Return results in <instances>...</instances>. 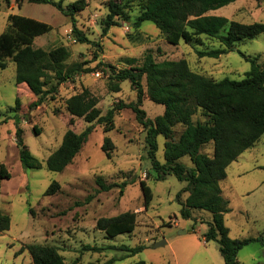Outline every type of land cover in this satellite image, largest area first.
I'll return each mask as SVG.
<instances>
[{"label":"rangeland","instance_id":"rangeland-1","mask_svg":"<svg viewBox=\"0 0 264 264\" xmlns=\"http://www.w3.org/2000/svg\"><path fill=\"white\" fill-rule=\"evenodd\" d=\"M62 1L66 6L76 0ZM86 2L88 6L75 15V26L89 42L78 43L71 32V19L58 8L28 0H0V34L6 29L9 15L45 22L51 30L36 37L33 46L45 50L66 46L71 51L67 64H81V70L88 71L76 73L59 86L55 95L47 96L39 104L25 84L15 83V65L11 60H6V68L0 69V211L10 216L9 230L0 233V264H32L28 251L21 249L28 244L56 247L65 264H132L137 261L225 264L217 243L205 242L202 237L211 214L197 210L191 219L180 217L178 194L181 199L187 196L182 192L185 182L174 175H162L163 180H155L156 171L150 169L147 132L132 110H116L114 129L109 131H103L102 124L93 122L87 141L63 171H48L45 160L59 147L66 130L79 133L89 125L81 118H74L70 125L71 116L65 108L66 100L83 88L98 99L97 107L102 115L118 104L136 102V91L129 81L119 82V92L108 89L111 73L107 65L116 71L137 67L149 52L156 62L185 59L193 72L207 78L238 81L250 69V62L241 54L264 60V33L252 40L237 42L233 50L218 57L200 56L201 52L220 48L218 39L203 35L201 44L183 41L170 44L150 21L142 22L138 29L132 26L139 14L134 4L128 11V20L119 19L116 26L102 34L107 0ZM208 14L243 24H264V0H236ZM226 31L227 27L220 34L225 35ZM96 72L99 77H95ZM142 84L145 91V79ZM140 108L151 120L164 109L149 101L146 94ZM15 115L19 116L18 127L22 129L24 145L42 164L39 169L23 167L19 160ZM193 119L202 117L197 114ZM182 129L181 125L174 128V139ZM104 138L111 139L115 146L110 159L101 149ZM155 141L154 157L163 163L165 138L158 135ZM203 152L212 155V144L206 145ZM181 162L188 168L193 167L188 157H183ZM147 169L152 176L147 175ZM98 178L106 185L128 183L120 195L117 187L102 191L96 183ZM131 179L137 182L129 183ZM143 179L152 192L146 210L138 183ZM54 181L59 183V190L44 195ZM220 185L223 197L229 202L230 211L224 215L229 237L253 240L238 251V263L264 264V135L227 167L226 178ZM127 211L137 215L132 233L109 237L96 229L98 218ZM162 240L165 244L155 247ZM86 246L101 249L86 250ZM138 246L143 249L132 254L130 249Z\"/></svg>","mask_w":264,"mask_h":264},{"label":"trees","instance_id":"trees-1","mask_svg":"<svg viewBox=\"0 0 264 264\" xmlns=\"http://www.w3.org/2000/svg\"><path fill=\"white\" fill-rule=\"evenodd\" d=\"M8 1V0H5ZM236 0H107V14L101 22L102 34H106L119 19L128 20V11L133 4L139 14L132 22L135 29L142 22L150 21L170 44L183 41L187 44H201L202 36L215 38L220 48L199 53L200 56L218 57L230 50L240 41L252 40L264 33L263 23L243 24L228 20L225 17L209 15L208 12L229 5ZM30 3L50 4L68 16L73 28L71 32L78 43L89 42L88 38L75 26V15L87 6L86 0H76L66 6L63 1L28 0ZM6 29L0 34V69L6 68V60L15 65V83L25 84L30 92L42 103L49 95H55L59 86L70 80L81 70V64L68 65L71 51L63 45L45 50L34 47L36 37L51 30L45 22L22 16L9 15ZM227 27L225 35L220 31ZM248 62L250 69L241 80L224 78L212 80L193 72L185 59L156 62L151 53L144 55L141 64L116 71L111 65L108 89L119 92V82L129 81L136 91V102L118 104L104 115L97 107L98 99L87 88L69 97L65 108L74 118H81L89 124L77 133L66 130L59 147L45 160L48 171H63L80 152L83 144L92 131L93 122L103 125V131L114 129L116 110L128 108L135 114L136 120L146 130V142L149 147L148 157L152 170L156 171L155 180H163V176L174 175L185 182L182 192L184 199L178 200L181 205L180 217L191 219L193 212L202 210L211 214L207 228L202 237L205 242L215 241L225 264H239L238 251L251 239L239 240L229 237V230L224 224V215L230 211L229 202L222 195L220 183L226 178L227 167L246 150L253 147L264 135V60L241 54ZM145 79V88L142 84ZM149 101L162 105L163 113L154 119H147L140 108L143 95ZM15 105L18 106V100ZM199 114L201 120L194 121ZM19 116H14L16 124V143L18 156L23 167L39 169L41 162L34 157L22 139V129L18 127ZM177 125L182 131L174 139ZM165 138L163 158L159 163L154 157L156 137ZM212 144L213 153L203 152V148ZM114 144L104 138L101 149L107 159L111 158ZM188 157L193 165L188 168L181 162ZM3 166H1V171ZM147 175L152 176L147 169ZM163 175V176H162ZM8 178V175H6ZM6 176H2L6 178ZM131 179L129 183H135ZM102 191L119 188L120 195L126 187V181L104 184L100 178L96 180ZM143 194V208L146 210L152 200V192L146 180H138ZM60 188L58 182H52L44 195H52ZM31 212V210H30ZM136 213L123 212L113 217H100L96 220V229L107 236L114 237L123 233H132L136 227ZM196 221V218H194ZM10 216L0 211V233L9 230ZM31 257L32 264H65L64 259L54 246L28 244L24 248ZM86 250L97 251L101 248L86 246ZM143 249L142 246L130 249L134 254ZM132 264H146L137 261Z\"/></svg>","mask_w":264,"mask_h":264},{"label":"water","instance_id":"water-1","mask_svg":"<svg viewBox=\"0 0 264 264\" xmlns=\"http://www.w3.org/2000/svg\"><path fill=\"white\" fill-rule=\"evenodd\" d=\"M165 244V241L162 240L161 242H158L155 244V247L163 246Z\"/></svg>","mask_w":264,"mask_h":264},{"label":"built area","instance_id":"built-area-1","mask_svg":"<svg viewBox=\"0 0 264 264\" xmlns=\"http://www.w3.org/2000/svg\"><path fill=\"white\" fill-rule=\"evenodd\" d=\"M95 77H99V73L98 72H96Z\"/></svg>","mask_w":264,"mask_h":264},{"label":"crops","instance_id":"crops-1","mask_svg":"<svg viewBox=\"0 0 264 264\" xmlns=\"http://www.w3.org/2000/svg\"><path fill=\"white\" fill-rule=\"evenodd\" d=\"M221 186V185H220ZM186 198V197H185ZM205 232V231H204Z\"/></svg>","mask_w":264,"mask_h":264}]
</instances>
